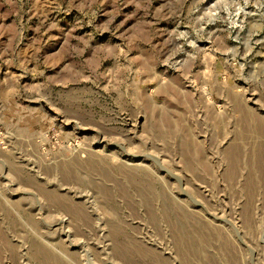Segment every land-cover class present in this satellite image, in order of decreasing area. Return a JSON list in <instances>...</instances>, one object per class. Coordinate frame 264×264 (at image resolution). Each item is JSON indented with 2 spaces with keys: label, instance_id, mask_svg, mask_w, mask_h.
<instances>
[{
  "label": "rangeland",
  "instance_id": "374dc122",
  "mask_svg": "<svg viewBox=\"0 0 264 264\" xmlns=\"http://www.w3.org/2000/svg\"><path fill=\"white\" fill-rule=\"evenodd\" d=\"M0 264H264V0H0Z\"/></svg>",
  "mask_w": 264,
  "mask_h": 264
},
{
  "label": "bare ground",
  "instance_id": "6f19581e",
  "mask_svg": "<svg viewBox=\"0 0 264 264\" xmlns=\"http://www.w3.org/2000/svg\"><path fill=\"white\" fill-rule=\"evenodd\" d=\"M240 109V108H239ZM234 165V164H233Z\"/></svg>",
  "mask_w": 264,
  "mask_h": 264
}]
</instances>
